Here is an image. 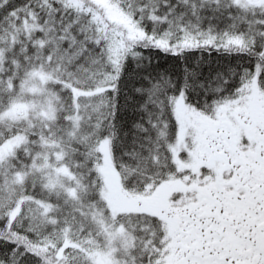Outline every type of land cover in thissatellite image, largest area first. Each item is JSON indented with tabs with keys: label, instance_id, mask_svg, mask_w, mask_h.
<instances>
[{
	"label": "snow or ice",
	"instance_id": "1",
	"mask_svg": "<svg viewBox=\"0 0 264 264\" xmlns=\"http://www.w3.org/2000/svg\"><path fill=\"white\" fill-rule=\"evenodd\" d=\"M0 264H264V0H0Z\"/></svg>",
	"mask_w": 264,
	"mask_h": 264
}]
</instances>
